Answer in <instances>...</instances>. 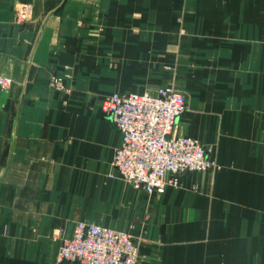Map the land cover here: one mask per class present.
I'll list each match as a JSON object with an SVG mask.
<instances>
[{
  "label": "crops",
  "instance_id": "1",
  "mask_svg": "<svg viewBox=\"0 0 264 264\" xmlns=\"http://www.w3.org/2000/svg\"><path fill=\"white\" fill-rule=\"evenodd\" d=\"M0 75V264H67L77 221L142 264H264V0H0ZM162 87L220 167L150 194L111 166L101 98Z\"/></svg>",
  "mask_w": 264,
  "mask_h": 264
},
{
  "label": "built area",
  "instance_id": "2",
  "mask_svg": "<svg viewBox=\"0 0 264 264\" xmlns=\"http://www.w3.org/2000/svg\"><path fill=\"white\" fill-rule=\"evenodd\" d=\"M10 83V77L0 75V89ZM101 109L121 137L111 166L136 189L163 193L168 187H178L186 172L220 167L212 146L175 133L187 102L183 93L172 87H162L156 94L113 91L101 98ZM56 261L142 264L139 243L128 232L83 221L74 224L69 236L61 237Z\"/></svg>",
  "mask_w": 264,
  "mask_h": 264
},
{
  "label": "rangeland",
  "instance_id": "3",
  "mask_svg": "<svg viewBox=\"0 0 264 264\" xmlns=\"http://www.w3.org/2000/svg\"><path fill=\"white\" fill-rule=\"evenodd\" d=\"M23 12H25V13H23ZM28 12L29 11H27V10H23L22 9V7L20 8V7H17L16 9H15V13H14V20L15 21H21L23 18H24V15H25V17L27 16V14H28ZM22 14H24V15H22Z\"/></svg>",
  "mask_w": 264,
  "mask_h": 264
}]
</instances>
